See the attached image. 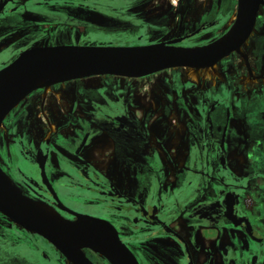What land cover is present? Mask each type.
<instances>
[{
	"label": "flooded vegetation",
	"instance_id": "af4514ba",
	"mask_svg": "<svg viewBox=\"0 0 264 264\" xmlns=\"http://www.w3.org/2000/svg\"><path fill=\"white\" fill-rule=\"evenodd\" d=\"M237 15L238 0H0V69L36 46L200 48ZM51 88L0 124V167L22 194L107 221L138 264H264V0L210 66ZM0 264L74 263L0 211Z\"/></svg>",
	"mask_w": 264,
	"mask_h": 264
},
{
	"label": "water",
	"instance_id": "95a60500",
	"mask_svg": "<svg viewBox=\"0 0 264 264\" xmlns=\"http://www.w3.org/2000/svg\"><path fill=\"white\" fill-rule=\"evenodd\" d=\"M262 0H238L233 26L215 42L200 48L157 43L142 46L54 45L24 50L0 69V124L12 108L48 74L50 83L92 75L139 77L176 66L205 67L239 47L249 35ZM0 211L38 233L74 264H93L83 251L102 253L113 264H138L107 221L75 213L64 224L41 211L0 167Z\"/></svg>",
	"mask_w": 264,
	"mask_h": 264
},
{
	"label": "bare ground",
	"instance_id": "6f19581e",
	"mask_svg": "<svg viewBox=\"0 0 264 264\" xmlns=\"http://www.w3.org/2000/svg\"><path fill=\"white\" fill-rule=\"evenodd\" d=\"M235 15V14H234ZM234 19V16L232 17V20ZM262 75V74H261ZM53 77L52 74H48L43 80L37 82L36 84H34V89L35 88H43L44 91L48 94L51 92V85L52 83L49 82V79H51ZM263 80V79H262ZM30 91H28L25 95H28ZM52 129H55V124H53L52 122L50 123ZM32 201L35 203V205L44 213L51 215L53 218H55L56 220L67 224L68 222L56 211L54 210L52 207H50L49 205H47L45 202H43L42 200L39 199H33L31 198Z\"/></svg>",
	"mask_w": 264,
	"mask_h": 264
},
{
	"label": "rangeland",
	"instance_id": "374dc122",
	"mask_svg": "<svg viewBox=\"0 0 264 264\" xmlns=\"http://www.w3.org/2000/svg\"><path fill=\"white\" fill-rule=\"evenodd\" d=\"M189 68V67H188ZM189 69H193V68H189ZM209 71L212 73H216V69H217V65H214L210 68H208ZM180 73L181 74V70L177 69V70H165L163 72L158 73L157 75L153 76L155 79H157L158 77H168L169 79L174 77L176 74ZM46 94V93H45ZM54 130V129H52Z\"/></svg>",
	"mask_w": 264,
	"mask_h": 264
},
{
	"label": "snow or ice",
	"instance_id": "6c2138e0",
	"mask_svg": "<svg viewBox=\"0 0 264 264\" xmlns=\"http://www.w3.org/2000/svg\"><path fill=\"white\" fill-rule=\"evenodd\" d=\"M172 3H176V0H172Z\"/></svg>",
	"mask_w": 264,
	"mask_h": 264
}]
</instances>
